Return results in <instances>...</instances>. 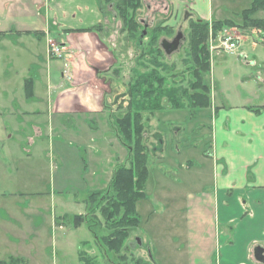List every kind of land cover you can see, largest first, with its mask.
I'll list each match as a JSON object with an SVG mask.
<instances>
[{"label":"rangeland","instance_id":"obj_1","mask_svg":"<svg viewBox=\"0 0 264 264\" xmlns=\"http://www.w3.org/2000/svg\"><path fill=\"white\" fill-rule=\"evenodd\" d=\"M61 1L64 24L82 27L99 21L108 29H115L110 32L113 35L109 42L120 55L116 58L117 68L111 71L113 86L110 95L103 105L114 108L113 116H123L129 101V84L133 76L136 77L137 70L144 71L140 64L144 59L139 57L141 51L138 44L129 40L126 34H121L122 23L114 7L106 5L103 0H91L92 5L87 0ZM251 2L212 0L213 9L217 12L215 20L233 19L241 24L238 14L250 7ZM190 3L192 0H144V6L138 12L142 26L145 25L149 32L161 24L169 28L161 31L159 44L163 39L173 40L178 34L184 37L175 53H164V61L175 66L170 75L176 76L168 80L170 86L175 82V85L187 88L193 81L192 73L188 71L190 65L184 63L188 58L190 24L198 19L189 8ZM0 5L3 8V3L0 2ZM87 5L95 7V11L86 12ZM2 8L0 17L4 14ZM10 10L7 7V12ZM15 20L20 23L23 20L21 14L16 19L15 15H8L2 21L3 26L10 27ZM61 22L59 20L56 25L52 21L53 29H59ZM18 23L15 27L21 29ZM225 30L241 35L239 51L226 53L212 49L211 39L215 42L220 34H225ZM144 34L147 35V32ZM260 34L258 30H243L235 26H224L217 33H210L208 50L211 70L207 78L211 86L212 106L175 109L165 103L164 109L153 115H144V141L150 150L146 196L137 204L141 222L139 226L130 228V236L120 253L99 246L88 225L85 222L76 225L74 221V216L87 214L90 195L103 190L108 183L107 174L100 169L94 176L82 171L88 159L87 152L92 151L88 144L83 146L80 141L88 138L89 132L80 126L79 138H75V133L68 130L67 122L71 116L54 115L52 112L50 120L46 109L41 117H36L41 131L31 126L33 117L24 118L21 128L14 131L15 123H9L11 116L3 109L5 99L1 96L2 88L17 89L22 96L21 101L26 100L25 97L28 98L33 89L31 80L38 82L42 78L41 71L42 87L37 88L39 98L27 101L31 103L26 107L47 106V86L43 88L45 74L52 70L57 75L64 61L49 57V44L42 38L36 39L35 44L31 43V37L22 33L14 32L10 38L0 35V112L3 113L0 114V261H8L11 257L27 261L31 260V256L40 264H80L79 251H83L93 257L96 264H132L138 258L148 260L150 264H191L187 251L189 228L185 213L190 192L202 189L200 187L210 189L212 163L209 157L214 104L216 102L221 106L226 100L223 95L229 94L230 105L242 102L252 107L264 105V44ZM52 39L60 42L56 40L55 32ZM144 40L147 45L148 39ZM47 57L52 60L51 66L46 62ZM32 140H35L34 144ZM69 143L74 146L70 148ZM116 152L114 148L108 149L106 160L115 156L117 163L119 155ZM61 154L65 155L64 163L57 171V164L60 165L58 158H63ZM127 156L128 151L124 147L123 159L119 162L126 163ZM104 168L108 170L110 165L104 164ZM232 229L233 226H230ZM122 255L126 261L121 258ZM216 263L217 254L212 258V264Z\"/></svg>","mask_w":264,"mask_h":264},{"label":"crops","instance_id":"obj_2","mask_svg":"<svg viewBox=\"0 0 264 264\" xmlns=\"http://www.w3.org/2000/svg\"><path fill=\"white\" fill-rule=\"evenodd\" d=\"M87 1L92 5L91 0ZM0 2L3 3V8L1 5L0 8L4 12L0 17V35L3 38H10L17 32L31 37V43L37 44L36 39L41 38L47 43L55 32L56 40L64 42L72 52L68 70L70 79L63 76L62 67L57 75H54L52 70L45 74L46 83L43 84V88L47 86V106L42 108L34 106L31 109L26 107L31 103L27 101L39 98L37 88L42 87V71L40 73L42 78L38 82L35 79L31 80L30 85L33 83V89L31 95L25 97L26 100L22 99L23 104H20L22 96L17 89L11 91L5 86L2 88L1 96L5 99L3 109L11 116L9 123H15L13 129L17 131L21 128L24 118L33 117L31 126L41 131V124L36 117H41L45 109L50 120L52 112L54 115L71 116L67 122L68 130L75 133V138H79L80 126L90 134L88 138L80 141L83 146L88 144L92 151L87 152L88 159L82 171L93 173L94 176L98 174L96 171L102 170V173L108 176V183L103 187L105 189L116 163L115 156L112 160H106L107 150L110 148L117 150L119 161L123 159L124 151L110 125L114 108L112 106L106 108L103 105V101L110 95L109 91L113 86L111 71L117 68L116 58L120 55V52L117 55L116 49L109 42L113 35V32H110L115 29L111 27L108 29L99 21L82 27L64 24L61 0H0ZM7 7L11 8L9 12ZM189 8L198 19L211 22L217 18L212 0H192ZM85 10L93 12L95 7L87 5ZM20 14L23 18L20 20L21 24L15 20L16 22L12 23L13 27L3 26L2 21H5L8 15H15L16 19ZM98 17L100 20L101 16ZM59 20L62 21L60 28L54 30L52 21L57 25ZM17 23L21 29L15 27ZM46 62L51 66L52 60L48 57ZM217 83L222 90L220 83ZM223 96L226 100L221 106L216 104L215 96L213 98L215 110L211 119L210 189L200 187L202 189L188 194L185 213L189 228L187 251L189 258L192 259L191 264H212L215 254L216 264H262L256 260L253 248L254 246L264 248V105L252 107L244 102L230 105V95ZM34 142L35 140H32V144ZM69 145L70 148L74 146L73 143ZM72 153L75 154L76 151L73 150ZM61 156L63 158H58L61 162L59 161L60 165L57 164V171L64 163L65 155ZM104 164L110 165V169H105ZM198 185L201 186V183ZM230 226H233L232 230ZM29 258H31L27 259L29 264L34 262L40 264L33 257Z\"/></svg>","mask_w":264,"mask_h":264},{"label":"trees","instance_id":"obj_3","mask_svg":"<svg viewBox=\"0 0 264 264\" xmlns=\"http://www.w3.org/2000/svg\"><path fill=\"white\" fill-rule=\"evenodd\" d=\"M106 5L113 6L117 18L121 21V34H126L129 40L138 44L141 51V68L137 70L129 84L127 95L129 101L123 111V116L110 117L111 128L118 140L128 151L126 163L117 161L108 186L93 192L87 202V214L74 216L75 224L85 222L95 243L104 246L107 251L120 253L130 236V228L139 226L141 222L137 211L138 201L146 196V182L149 176L150 150L145 144L144 115H153L165 108L167 103L171 108L184 107L208 108L212 105L211 86L207 74L211 70L208 50L209 35L217 33L224 26H235L243 30H258L264 44V0H252L250 7L238 15L242 23L233 19L193 20L190 24L188 58L185 65H190L193 81L189 87L168 85L170 75L175 66L164 61V51L159 44L160 33L169 30L162 24L150 30L142 26L138 18L139 10L144 6V0H103ZM146 30L147 35L144 34ZM150 33V36H149ZM148 39L147 45L144 39ZM116 69L114 70V72ZM139 71V72H138ZM31 95V94H28ZM107 108V106H105ZM100 214V216H99ZM126 261L124 255L121 256ZM80 264H96L88 253L79 251ZM0 264H28L23 258L11 257ZM131 264V263H125ZM132 264H150L148 260L138 258Z\"/></svg>","mask_w":264,"mask_h":264},{"label":"built area","instance_id":"obj_4","mask_svg":"<svg viewBox=\"0 0 264 264\" xmlns=\"http://www.w3.org/2000/svg\"><path fill=\"white\" fill-rule=\"evenodd\" d=\"M242 40V37L240 34L237 33H227L225 30V34L218 36V39L214 42V39H211V47L213 50L215 49H222L226 52H237L240 50V42ZM71 53L67 49V47L62 43H55L51 42L49 46V55L52 58L62 59L66 60L67 56H69ZM243 55V54H242ZM68 66L67 63H65V68ZM64 72L67 74V70L65 69Z\"/></svg>","mask_w":264,"mask_h":264},{"label":"water","instance_id":"obj_5","mask_svg":"<svg viewBox=\"0 0 264 264\" xmlns=\"http://www.w3.org/2000/svg\"><path fill=\"white\" fill-rule=\"evenodd\" d=\"M183 39L184 37L182 34H178L177 37L174 38L172 41L163 39L161 42V47L167 55H172L180 48L181 40ZM254 256L256 260L264 264V248L262 246H257L254 249Z\"/></svg>","mask_w":264,"mask_h":264}]
</instances>
